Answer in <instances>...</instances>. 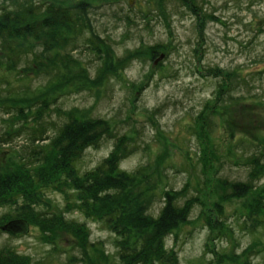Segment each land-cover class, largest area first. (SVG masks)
I'll use <instances>...</instances> for the list:
<instances>
[{
	"label": "rangeland",
	"instance_id": "rangeland-1",
	"mask_svg": "<svg viewBox=\"0 0 264 264\" xmlns=\"http://www.w3.org/2000/svg\"><path fill=\"white\" fill-rule=\"evenodd\" d=\"M86 1L93 6L90 14L95 30L108 40L105 55L113 72L98 70L100 60L88 50L79 46L71 51L78 65L73 73H83L87 79L78 78L81 83L77 79L74 87L61 91L60 107L77 108V115L83 119L105 118L120 131L135 128L130 145L136 148L121 161V168L130 171L147 163L149 170L166 175L162 185L180 188L187 184V197L196 193L197 182H204L188 220L165 238L167 248L174 251V259L168 264H264V227L245 230L237 222L250 204L252 193L222 201L215 170L221 155L231 158L224 161L227 167L222 175L245 179L248 169L229 152L230 148L242 138L264 144V0H196L214 16L205 22L201 35L197 29L201 20L172 0ZM149 45H162L164 57L156 59L158 53L151 59L143 54L126 62L123 69L113 68L115 58L122 57L126 50L144 51ZM212 65L225 71L235 69L246 78L248 72L256 71L251 79L256 98L213 109L217 131L210 136L202 120L215 105L210 98L214 97L219 78L205 70ZM43 77L33 74L21 79L17 69H1V95L25 86L34 91L43 84ZM24 97L29 96L19 98ZM32 104L33 110L37 103ZM49 118L59 120L55 113ZM22 119L14 116L6 122L16 128ZM6 122L0 116V127ZM27 123L31 125L30 120ZM54 130L47 128L45 135ZM28 135L16 139V143L24 144ZM112 147L113 140L106 139L98 148H86L76 161L78 175L97 165ZM9 155L8 149H0V161ZM197 162L201 166L196 167ZM256 181L264 185L263 176ZM42 191V207L56 222L48 223L50 227L45 229L30 224L28 233L20 236L1 232L0 249L10 248L30 258L31 264H88L81 260L82 248L99 243L110 263L117 262L113 235L95 216L81 210L84 204L77 192L67 185ZM215 203L222 206L223 216L216 212ZM161 204L154 202L152 209L157 210ZM8 208H0V215ZM217 217L222 221L220 230L216 228L220 226Z\"/></svg>",
	"mask_w": 264,
	"mask_h": 264
},
{
	"label": "trees",
	"instance_id": "trees-1",
	"mask_svg": "<svg viewBox=\"0 0 264 264\" xmlns=\"http://www.w3.org/2000/svg\"><path fill=\"white\" fill-rule=\"evenodd\" d=\"M172 1L186 6L201 20L197 25L199 35L204 31L205 22L214 18L196 0ZM92 8V4L86 0H0V70L17 69L21 79L33 74L44 76L43 84L34 91L25 86L2 96L0 88L1 121L4 123L14 116L23 118L16 128L13 125L10 128L6 122L4 127H0L1 133L18 138L29 132L26 142L18 149L8 146L10 155L0 161V208L9 207L0 215V226L9 219L21 217L29 224L49 228L48 223L57 219L52 214L47 215L46 209H43L42 189H61L67 185L82 200L85 199L84 206L82 202L78 203V206H82L81 210L95 216L113 235L118 259L114 264H145L149 260L161 261V264L172 263L174 258L171 252L174 251L167 248L165 238L180 223L188 220L192 204L198 201L197 196L204 188V182L196 187L195 194L187 197V184L180 188L171 184L162 185L160 178L166 175L149 170L147 163L138 164L130 171L121 168V160L135 149V144L130 145L135 139V128L120 131L118 126H111L105 118L83 119L77 115V108L63 109L58 104L64 88L74 87L78 78L87 79L83 73L81 76L73 73V67L78 65L70 53L79 46L99 58L98 70L111 71L112 65L105 55L108 40L95 30L90 14ZM163 50L162 45H149L144 51L128 49L122 57L115 58L113 68L123 69L126 62L143 54L151 59L158 53L164 57ZM160 55L156 59H162ZM205 70L219 78L214 97L210 98V101L215 100V105L210 115L202 120L207 134L212 136L217 131L213 109L256 98L251 82L256 71L248 72L246 78L235 69L225 71L218 65L208 66ZM21 96L29 97L20 99ZM32 103H37L33 110ZM145 112L151 115L149 111ZM51 113H55L59 120L50 119ZM47 128L55 130L45 135ZM106 139L113 140L112 150L92 169L78 175L76 161L85 149L98 148ZM1 141L5 142L6 139ZM229 152L248 171L245 179L235 175L229 179L227 174L222 175L224 169L221 170V167L225 160L231 158L218 157L220 168L215 169L216 182L222 198L252 193L250 204L238 217L242 219L241 226L245 230L263 228L264 185L258 186L256 180L264 177V144L242 138L234 143ZM199 164L197 162L195 166H201ZM61 176H64L63 180ZM67 190L70 191L69 188ZM156 201L162 204L154 210L152 207ZM214 206L219 216H223L222 206L219 203ZM202 215L206 219L211 218L204 213ZM219 223L220 226L216 228L220 230L222 221L217 217ZM1 232L7 231L0 229ZM82 249L81 260L84 262L111 264L99 243H89ZM26 262L32 263L30 258L18 255L10 248L0 249V264Z\"/></svg>",
	"mask_w": 264,
	"mask_h": 264
},
{
	"label": "bare ground",
	"instance_id": "bare-ground-1",
	"mask_svg": "<svg viewBox=\"0 0 264 264\" xmlns=\"http://www.w3.org/2000/svg\"><path fill=\"white\" fill-rule=\"evenodd\" d=\"M1 139H6V141L5 142H3V141H1ZM16 139H21L20 138V136H18V138H16V136H14V135H6V134H2L1 133V131H0V145H1V147H0V149H7L8 148V146L9 147H13L14 149H18L19 148V146L21 145V143H16L17 141H16ZM2 144H4V145H2ZM135 148H136V145H135ZM9 151V150H8ZM10 152V151H9ZM122 161V160H121ZM226 164H224L222 167H221V170L222 169H225L227 166H225ZM217 168H220L219 166L217 167ZM216 168V169H217ZM228 176V175H227ZM162 178H166V176L165 177H162ZM162 178H160L161 179V181H162ZM227 178H229V179H232L231 177H227ZM202 183L201 182H197L196 183V187H199L200 185H201ZM218 186V185H217ZM218 189H219V187H218ZM219 191H220V189H219ZM220 194H221V200L222 201H225V200H229L230 198H222V193H221V191H220ZM198 197V196H197ZM232 198V197H231ZM83 200H85L84 198H83ZM198 200H199V197H198ZM220 200V201H221ZM16 219H24V218H21V217H19V218H12V219H9L8 221H10V220H16ZM26 220V219H25ZM27 221V220H26ZM237 222H238V224L241 226V222H242V219H240L239 217L237 218ZM29 227H30V224H29ZM242 227V226H241ZM243 228V227H242ZM29 231V230H28ZM27 234V233H26ZM13 235H16V234H13ZM24 235V234H23ZM16 236H20L19 234L18 235H16Z\"/></svg>",
	"mask_w": 264,
	"mask_h": 264
},
{
	"label": "water",
	"instance_id": "water-1",
	"mask_svg": "<svg viewBox=\"0 0 264 264\" xmlns=\"http://www.w3.org/2000/svg\"><path fill=\"white\" fill-rule=\"evenodd\" d=\"M163 57V54L160 55V58ZM0 229L3 231L10 232L16 235H23L28 233L29 223L25 219H16L5 222L0 226Z\"/></svg>",
	"mask_w": 264,
	"mask_h": 264
}]
</instances>
